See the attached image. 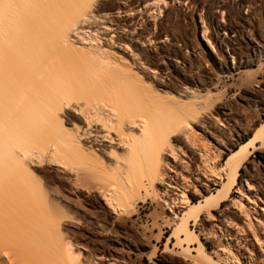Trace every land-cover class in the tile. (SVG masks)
Wrapping results in <instances>:
<instances>
[{
	"label": "bare ground",
	"instance_id": "6f19581e",
	"mask_svg": "<svg viewBox=\"0 0 264 264\" xmlns=\"http://www.w3.org/2000/svg\"><path fill=\"white\" fill-rule=\"evenodd\" d=\"M168 2L0 0V264H105L81 241L101 246L99 237L124 238L90 207L104 201L106 216L120 217L133 215L139 203L143 210L155 203L170 210L178 202L191 209L190 201L214 197L225 170L195 127L214 138L220 112L214 107L216 114H207L211 105L187 87L165 89V60L181 50L161 42L168 37L167 12L156 19ZM234 28L220 24L216 36L227 43ZM226 129L223 145L230 150L236 143ZM255 135L264 136V125ZM51 179L66 180L72 198L48 186ZM207 202L174 221L171 238L179 245L194 235L191 221L220 205ZM253 235L264 244V233ZM226 252L238 262L229 247ZM110 256L107 264H121Z\"/></svg>",
	"mask_w": 264,
	"mask_h": 264
},
{
	"label": "rangeland",
	"instance_id": "374dc122",
	"mask_svg": "<svg viewBox=\"0 0 264 264\" xmlns=\"http://www.w3.org/2000/svg\"><path fill=\"white\" fill-rule=\"evenodd\" d=\"M181 1V4H175L169 0L156 19L157 22L163 19L164 12H167L165 28L168 37L162 38L161 42L176 44L175 47L181 49L171 60H165L164 67L169 69L165 80L170 83L165 89L173 93L187 87L191 93H198L202 102L211 105L206 113L220 112L219 117L215 115L221 122L214 138L196 127L195 131L196 137L210 149L219 170H225V177L215 186L213 198L205 196L201 200L203 203L192 204L190 201L192 213L205 209L208 200L220 205L210 212V217L202 214L197 222L191 221L188 233L193 231L194 235L189 238L185 235L182 238L185 242L179 245L175 238H171L176 229L174 221L191 210L182 208L179 202L170 210L162 203L161 208L155 203L152 207L148 204V210H143L139 207L144 203H139L134 213L136 216L112 214L107 217L106 205L101 201L100 209L90 207L88 211H97L96 214L107 220L106 227L116 225L124 239L111 243L107 238L99 237L98 240L104 243L101 246L83 240L81 245L108 260L113 254L121 264H234L227 255L228 247L239 262L235 264H264V244L258 243L253 235V231L264 233V158L260 155L261 151L264 152V136L255 135L264 125V0H224L225 7L220 5L222 0ZM153 22L152 19L151 26ZM220 24L235 27L228 33L227 43L216 36L220 33L217 30ZM154 45L151 43V47ZM145 46L139 48L143 50ZM220 62L239 68H220ZM154 74L158 77L160 73L155 71ZM197 80L200 84L196 83ZM198 85L200 87H196ZM224 110L228 117L221 115ZM227 127L236 143L230 150L223 145ZM240 130H247L249 134L239 139L236 133ZM233 154L240 156L229 166ZM106 161L112 166L119 164L116 160ZM233 174L235 182H232ZM62 175L60 177L65 178ZM51 180L48 186L58 191L61 197L72 198L64 185L66 180L63 183ZM175 193L180 191L175 190ZM186 193L191 197L189 190Z\"/></svg>",
	"mask_w": 264,
	"mask_h": 264
}]
</instances>
